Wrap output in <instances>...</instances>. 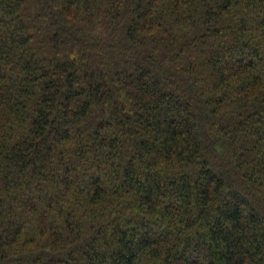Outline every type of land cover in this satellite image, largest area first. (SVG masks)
Wrapping results in <instances>:
<instances>
[{
    "label": "trees",
    "instance_id": "1",
    "mask_svg": "<svg viewBox=\"0 0 264 264\" xmlns=\"http://www.w3.org/2000/svg\"><path fill=\"white\" fill-rule=\"evenodd\" d=\"M0 264H264V0H0Z\"/></svg>",
    "mask_w": 264,
    "mask_h": 264
},
{
    "label": "rangeland",
    "instance_id": "2",
    "mask_svg": "<svg viewBox=\"0 0 264 264\" xmlns=\"http://www.w3.org/2000/svg\"><path fill=\"white\" fill-rule=\"evenodd\" d=\"M87 169H88V168H87ZM89 169H90L89 172L92 171V168H89Z\"/></svg>",
    "mask_w": 264,
    "mask_h": 264
}]
</instances>
